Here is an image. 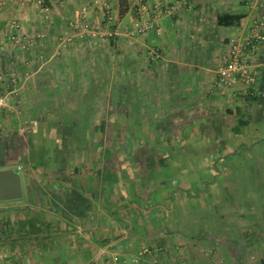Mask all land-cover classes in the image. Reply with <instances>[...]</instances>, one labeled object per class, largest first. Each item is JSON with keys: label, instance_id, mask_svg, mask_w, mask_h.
Listing matches in <instances>:
<instances>
[{"label": "crops", "instance_id": "crops-1", "mask_svg": "<svg viewBox=\"0 0 264 264\" xmlns=\"http://www.w3.org/2000/svg\"><path fill=\"white\" fill-rule=\"evenodd\" d=\"M0 1V39L11 19L23 33L42 27L37 0ZM42 1L55 32L85 2ZM112 1L128 26L110 39L113 51L124 41L123 75L22 81L0 57L18 103L10 124L0 120V170L21 185L0 200V264H124L143 245L158 264H264V43L251 96L214 86L219 53L264 20V0H183L169 13L153 5L176 0ZM221 15L240 19L218 25ZM147 18L146 33L130 29ZM44 84L42 108L20 107Z\"/></svg>", "mask_w": 264, "mask_h": 264}, {"label": "rangeland", "instance_id": "rangeland-1", "mask_svg": "<svg viewBox=\"0 0 264 264\" xmlns=\"http://www.w3.org/2000/svg\"><path fill=\"white\" fill-rule=\"evenodd\" d=\"M68 1L70 0H61L64 7H66ZM84 1L83 4L79 3L80 5L72 17H63L61 21L62 26L58 25L55 32L52 27L53 23H50L49 20L50 8L48 7V10L42 9L43 1L37 0L35 4V8L39 9L37 19L42 27L39 30H30L24 34L30 37L37 36L38 34L41 35L34 37V41L31 40L32 38H30L31 41L29 42L23 41V35L19 33L16 35V39H11L5 27L4 35L0 39L2 47L0 57L3 56L5 60H9L10 62L11 60L14 61L9 71L11 79H18L20 76L22 81L24 77H27V81L28 78L34 76L64 77L66 75L82 74L86 76L100 75L108 77L124 74V67L121 64L125 61L124 41H116L117 46L120 47L117 51H113L111 48L112 42H110V39L114 38V31L118 26L123 29L128 27L122 23V18L118 14L116 15L117 11H113L117 3L112 0ZM137 1L130 0L131 6L129 7H132V9L136 7ZM43 6L45 5L43 4ZM95 10L96 14H94ZM106 11H108L109 14L107 15H110V18L106 17ZM132 14L134 13L132 12ZM135 22L137 23L138 20L133 21V27L130 28L134 31L137 26V24L134 25ZM97 26L99 30L101 29L100 31H98ZM107 28H110V31L113 33L112 36L104 34V29ZM135 43L137 42L135 41ZM154 52L157 53L153 51L151 55H154ZM159 59L155 58L153 60L158 61ZM114 61L122 67H116V69L110 68ZM0 74L1 78H3L4 75ZM106 84L104 82L102 91L108 89L109 85L107 84L108 86L106 87ZM16 86L20 87L18 91L22 90L25 92L29 91V87L32 85L28 84V82H21L19 84L18 81ZM43 87L40 96H36L34 101L27 99L26 94L22 96L24 100L20 104V107L24 108L29 104L37 102V108H42L39 103H43L45 99H48V96L44 95L48 91V89L45 91V87L47 88L48 86L44 84ZM13 89L14 85H12V81L9 83L7 80H3L2 83L0 79V94L7 98V105L0 109V120H4L6 124H10L9 120L12 121L13 118V111L8 105L11 107L13 104H18L17 101H14L15 98L13 99L12 97L13 93H15L11 92ZM58 91L55 90V93H59ZM10 167L15 169L16 166L11 165Z\"/></svg>", "mask_w": 264, "mask_h": 264}, {"label": "built area", "instance_id": "built-area-1", "mask_svg": "<svg viewBox=\"0 0 264 264\" xmlns=\"http://www.w3.org/2000/svg\"><path fill=\"white\" fill-rule=\"evenodd\" d=\"M182 1L183 0H176L171 5H162L158 2L153 5V9L158 11L163 7L164 11L169 13L176 11L181 6ZM3 4L4 2L0 1V9L3 7ZM41 7L44 10H48V7L43 6V4ZM142 10H145V8H142ZM107 14H109L108 11H106V17L110 18V15ZM142 15L143 13L141 16ZM155 17L156 16H154V19ZM152 26L153 23L151 19H139L135 33L137 35L144 34L150 30ZM98 28L97 26V29ZM21 30L20 23L15 19H12L6 25V32L11 39H16L18 33L22 34L23 41L27 42L31 40L34 41V37L41 36L39 34L32 37L26 36ZM100 30L98 29V31ZM104 34L108 36L113 35L110 28L104 29ZM30 38L32 39L30 40ZM262 43H264V20L262 18H255L245 34L234 37L227 43L226 48L221 51L217 57L214 78V86L220 94L225 95L226 93H230L232 97H248L253 94L257 82V71L251 59ZM159 57L160 55L155 52L154 55H152L153 59ZM6 105V96L0 94V109ZM156 252L157 248L155 246L143 245L135 252L130 261L128 263L124 262V264H146V259H148L151 264H158ZM114 260H119L118 256H115Z\"/></svg>", "mask_w": 264, "mask_h": 264}, {"label": "water", "instance_id": "water-1", "mask_svg": "<svg viewBox=\"0 0 264 264\" xmlns=\"http://www.w3.org/2000/svg\"><path fill=\"white\" fill-rule=\"evenodd\" d=\"M0 179L10 181L9 185L0 186V200L17 198L21 195L20 178L15 170H0Z\"/></svg>", "mask_w": 264, "mask_h": 264}, {"label": "trees", "instance_id": "trees-1", "mask_svg": "<svg viewBox=\"0 0 264 264\" xmlns=\"http://www.w3.org/2000/svg\"><path fill=\"white\" fill-rule=\"evenodd\" d=\"M240 19V16H236V15H221L218 16L217 18V23L218 25H232L235 24L236 22H238V20Z\"/></svg>", "mask_w": 264, "mask_h": 264}]
</instances>
